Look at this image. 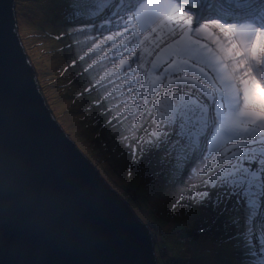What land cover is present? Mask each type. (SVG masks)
<instances>
[{"label": "rangeland", "instance_id": "1", "mask_svg": "<svg viewBox=\"0 0 264 264\" xmlns=\"http://www.w3.org/2000/svg\"><path fill=\"white\" fill-rule=\"evenodd\" d=\"M76 2L77 0H15L18 36L36 71L40 92L55 121L82 154L96 165L106 182L129 203L136 216L152 229L157 263L163 264V254L172 258H185L190 264H255L258 258H264V253L260 252L259 212L252 219V241L256 255H251L243 239L248 227L247 206L243 201L238 204L233 196L221 201L219 206H214L212 201L221 191L218 189L211 190V198L203 204L192 199L193 191L204 190L199 187L203 162L197 160L199 152L190 147L187 133L204 127V135L208 134L210 129L205 125L210 124L214 117L211 101H206L200 94L194 97L206 102L208 111L202 115L194 108L191 112L185 111L182 119L178 117L176 125L183 123L184 127L180 129L173 125L169 129L171 147L168 148V154H165L167 146H164L151 149L133 159L126 146L128 143H135L131 137L137 135L134 129L139 128L133 122V116L138 111L137 104L143 107L154 98H160L161 82L156 76L163 77L161 69L166 65L161 64L153 69L152 62L160 50L167 47L169 41L161 37L164 42L150 55L141 51L142 48L153 47L148 41L137 45V56L124 53L127 57L124 68L128 67L129 62H134L132 71L125 76L118 70L117 74L104 82L108 91L117 84H123L124 87L118 88L107 101L97 104L96 101L102 100L106 92L96 86L94 80L107 68L116 67V63L113 53H109L93 69L84 71L89 57H98L95 53H89L85 61L78 59L94 39L93 29H79L88 23L100 21L98 17L89 16L86 20H77V9L73 6ZM87 2L90 4L91 0ZM111 7V4L108 5V8ZM83 12H87V9H83ZM103 14L110 13L105 9ZM70 29L76 31L69 32ZM129 35H132L131 28L125 36ZM152 35L155 37L156 34ZM120 39L122 38H117ZM140 39L143 40V35ZM204 42L209 43L207 40ZM112 43L109 41L103 47L107 48ZM133 44H137L135 39ZM74 60L75 64L72 63ZM137 64L141 66L136 67ZM133 73L136 80H131ZM117 75L119 79L116 78ZM109 80H114L115 83L110 84ZM86 88L92 90L86 91ZM210 91L217 95L215 88L211 86ZM113 101L121 110L127 106L133 115L125 113L122 121L112 120V123H108L111 117L104 109L110 108ZM221 110L225 111L226 105ZM152 112L153 108L149 107L147 113ZM151 120L152 116L148 114L146 118H141V123L150 127ZM180 131L185 136H177ZM124 137L129 139L125 140ZM199 139L202 142L203 136ZM204 146L200 144V147ZM256 147L260 145L257 144ZM255 167L253 164L252 168ZM180 196L185 199L180 200ZM261 207L264 208V201ZM184 230L195 232L197 237L193 239L184 236Z\"/></svg>", "mask_w": 264, "mask_h": 264}, {"label": "snow or ice", "instance_id": "2", "mask_svg": "<svg viewBox=\"0 0 264 264\" xmlns=\"http://www.w3.org/2000/svg\"><path fill=\"white\" fill-rule=\"evenodd\" d=\"M110 4L112 7L108 8ZM73 6L77 9L76 16H82L83 9H87L89 17H98L100 21L79 29H93L94 39L78 59L85 61L89 53L98 57H89L84 71L93 69L109 53H113L116 63V67L107 68L94 80V84L106 92L97 104L107 101L118 88L124 87L117 84L108 91L104 84L118 70L125 76L132 71L134 62L124 68L127 60L124 53L135 57L137 45L148 41L153 47L141 51L150 55L164 39L169 41L152 62L153 69L166 65L161 69L163 77L156 76L161 82L160 98H154L143 107L137 104L133 122L139 128L134 129L137 135L131 137L135 143L126 146L133 159L164 146H167L165 154H168L171 147L169 129L176 125L178 117L182 119L185 111L191 112L194 108L202 115L208 111L207 103L194 97L200 94L206 101H211L214 117L205 125L210 129L208 134L204 135V127L187 133L190 147L199 152L197 160L203 162L199 187L204 190L193 191L192 199L203 204L211 198V190L218 189L221 191L212 201L214 206L233 196L238 204L243 201L248 212V227L243 239L251 255H256L252 219L259 212L260 252L264 253V208L261 207L264 201V0H224L216 7L211 0H115V3L113 0H91L90 4L87 0L84 3L77 0ZM105 9L110 14L102 15ZM130 28L132 35L125 36ZM73 31L76 29L69 30ZM118 37L122 39L117 40ZM134 39L137 44H133ZM109 41L113 43L104 48ZM5 48L6 41L0 37V64ZM116 78L119 79V75ZM131 80H136L134 73ZM210 86L215 88L217 95L210 91ZM225 105L226 110L222 111ZM149 107L153 108L152 113H147ZM104 111L111 117L108 123L122 121L125 113L133 115L127 106L121 110L115 101ZM148 114L152 116L151 126L145 127L141 118ZM176 126L184 127L183 123ZM177 136H185V133L180 131ZM201 143L205 146L200 147ZM257 144L260 147H256ZM253 164L256 165L254 169ZM184 199L180 196V200ZM255 264H264V258H258Z\"/></svg>", "mask_w": 264, "mask_h": 264}, {"label": "water", "instance_id": "3", "mask_svg": "<svg viewBox=\"0 0 264 264\" xmlns=\"http://www.w3.org/2000/svg\"><path fill=\"white\" fill-rule=\"evenodd\" d=\"M15 0H0V137L15 140L39 177L77 193L75 224L0 227V264H158L149 227L55 121L18 36Z\"/></svg>", "mask_w": 264, "mask_h": 264}, {"label": "clouds", "instance_id": "4", "mask_svg": "<svg viewBox=\"0 0 264 264\" xmlns=\"http://www.w3.org/2000/svg\"><path fill=\"white\" fill-rule=\"evenodd\" d=\"M213 2L214 7L221 4ZM79 210L77 193L43 181L28 152L15 140L0 137V227L24 222L61 230L75 224Z\"/></svg>", "mask_w": 264, "mask_h": 264}, {"label": "built area", "instance_id": "5", "mask_svg": "<svg viewBox=\"0 0 264 264\" xmlns=\"http://www.w3.org/2000/svg\"><path fill=\"white\" fill-rule=\"evenodd\" d=\"M161 259L163 261V264H190V261L185 258H171L166 256V254H163V256H161Z\"/></svg>", "mask_w": 264, "mask_h": 264}, {"label": "trees", "instance_id": "6", "mask_svg": "<svg viewBox=\"0 0 264 264\" xmlns=\"http://www.w3.org/2000/svg\"><path fill=\"white\" fill-rule=\"evenodd\" d=\"M212 1H217V2H221V4L222 3H224V0H212ZM88 18V15H87V13L86 12H84V14L82 15V16H79L78 18H77V20H86ZM77 20H75V21H77ZM183 234H184V236H186V237H191V238H196L197 236V234L194 232H192V231H190V230H184V232H183Z\"/></svg>", "mask_w": 264, "mask_h": 264}, {"label": "bare ground", "instance_id": "7", "mask_svg": "<svg viewBox=\"0 0 264 264\" xmlns=\"http://www.w3.org/2000/svg\"><path fill=\"white\" fill-rule=\"evenodd\" d=\"M211 3H214L212 0H211ZM206 14V13H205ZM125 35H127V33H125Z\"/></svg>", "mask_w": 264, "mask_h": 264}]
</instances>
